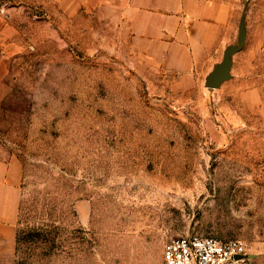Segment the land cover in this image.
Listing matches in <instances>:
<instances>
[{
  "label": "rangeland",
  "instance_id": "obj_1",
  "mask_svg": "<svg viewBox=\"0 0 264 264\" xmlns=\"http://www.w3.org/2000/svg\"><path fill=\"white\" fill-rule=\"evenodd\" d=\"M168 67L125 0H0V157L22 167L12 264H162L178 237L264 264V0ZM232 79H205L238 44Z\"/></svg>",
  "mask_w": 264,
  "mask_h": 264
},
{
  "label": "crops",
  "instance_id": "obj_2",
  "mask_svg": "<svg viewBox=\"0 0 264 264\" xmlns=\"http://www.w3.org/2000/svg\"><path fill=\"white\" fill-rule=\"evenodd\" d=\"M135 37L172 69L190 71L196 55L234 25L219 0H125ZM21 163L0 157V264H12L20 206Z\"/></svg>",
  "mask_w": 264,
  "mask_h": 264
},
{
  "label": "built area",
  "instance_id": "obj_3",
  "mask_svg": "<svg viewBox=\"0 0 264 264\" xmlns=\"http://www.w3.org/2000/svg\"><path fill=\"white\" fill-rule=\"evenodd\" d=\"M162 264H257L249 245L241 240L186 236L169 240Z\"/></svg>",
  "mask_w": 264,
  "mask_h": 264
},
{
  "label": "water",
  "instance_id": "obj_4",
  "mask_svg": "<svg viewBox=\"0 0 264 264\" xmlns=\"http://www.w3.org/2000/svg\"><path fill=\"white\" fill-rule=\"evenodd\" d=\"M246 10L244 9L238 28V44L227 46L222 61L213 67L205 79V87L211 90L220 89L223 83L232 79L234 56L241 52L246 44Z\"/></svg>",
  "mask_w": 264,
  "mask_h": 264
},
{
  "label": "trees",
  "instance_id": "obj_5",
  "mask_svg": "<svg viewBox=\"0 0 264 264\" xmlns=\"http://www.w3.org/2000/svg\"><path fill=\"white\" fill-rule=\"evenodd\" d=\"M16 242H17V238H16Z\"/></svg>",
  "mask_w": 264,
  "mask_h": 264
}]
</instances>
